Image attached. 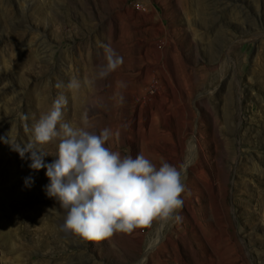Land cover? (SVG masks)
<instances>
[{"label": "rangeland", "instance_id": "rangeland-1", "mask_svg": "<svg viewBox=\"0 0 264 264\" xmlns=\"http://www.w3.org/2000/svg\"><path fill=\"white\" fill-rule=\"evenodd\" d=\"M104 44L123 65L69 91L73 76H96ZM16 58L33 61L23 77ZM258 58L264 63V0H0V264H264ZM60 93L67 122L76 123L78 95L91 130L122 121L106 143L114 151L186 165L179 223L159 229L154 220L100 240L61 229L66 213L44 191L46 169H30V153L21 158L6 142L27 144L39 100L51 104ZM246 131L250 145L239 139ZM43 149L46 163L57 158L56 141Z\"/></svg>", "mask_w": 264, "mask_h": 264}, {"label": "clouds", "instance_id": "clouds-1", "mask_svg": "<svg viewBox=\"0 0 264 264\" xmlns=\"http://www.w3.org/2000/svg\"><path fill=\"white\" fill-rule=\"evenodd\" d=\"M102 47L104 63L98 66L96 76L91 81L73 76L66 86L69 91L74 93L82 84L106 78L123 65L124 58L115 48L110 44ZM67 103L63 93L52 100L33 125L27 144L6 141L21 158L30 153V169H46L49 182L44 191L66 213L61 229L86 240H100L117 232L131 233L154 220L179 223L186 165L161 161L157 166L143 153L133 157L114 151L106 146L113 136L112 129L104 127L99 133L91 130L86 111L80 127L63 120ZM53 141L57 142V158L46 163L45 157L51 154L43 146ZM33 183L31 176L25 178L26 187Z\"/></svg>", "mask_w": 264, "mask_h": 264}, {"label": "bare ground", "instance_id": "bare-ground-1", "mask_svg": "<svg viewBox=\"0 0 264 264\" xmlns=\"http://www.w3.org/2000/svg\"><path fill=\"white\" fill-rule=\"evenodd\" d=\"M3 23H4V26L6 25V18H3L2 19ZM262 59V57H261ZM264 59V58H263ZM15 65L17 67H15L16 70H14V72L17 73L18 76L20 77H23L25 74H27L30 70H28V63L29 62H33L32 60H21L20 58H16L15 59ZM257 62H259L260 66L258 68H256L253 73H254V76L256 77L258 83L261 84V86L259 87L261 90H264V63H261L260 62V58L257 59ZM26 67V69H25ZM76 94V93H75ZM51 106V104L45 102V101H42L41 99L39 100L38 102V111H40V113L42 112H46L48 110V108ZM83 106V101H82V98H81V95H78V96H75V102H74V108H73V118H74V121L76 122L75 124L73 123L72 125L74 127H76L77 125H82L81 123V108ZM233 107L234 105L229 103L228 105V108H227V121L229 122L231 119H234L235 118V111L233 110ZM69 111H64L63 110V113H67ZM67 116H68V113H67ZM65 121V120H64ZM121 120H114L112 122V132H119L120 130H118V126L121 124ZM124 124V123H122ZM224 130H226V132H230L231 131V128H232V123L230 122L229 124H226L224 127ZM120 133V132H119ZM203 135V133L201 134ZM240 141L244 142L245 144H248L250 145L251 141L253 140L252 138L249 137V132H245L244 133V136H241L239 137ZM111 144L115 143V141H110ZM228 142H232L231 139L228 140ZM198 146L200 148L203 149V146H201V142L198 141L197 142ZM248 150H253V149H248ZM115 151H118V150H115ZM237 153V152H235ZM154 155H157L159 156L156 152L154 153ZM146 157V155H145ZM247 156H243L240 154V158H239V162H238V167H240L241 169L244 168V165L241 163V159H246ZM167 159H172L171 157H168ZM263 159H264V156H263ZM200 161H201V164H203L205 161L208 162V156H207V153L203 150L201 152V156H200ZM203 171L204 168H203ZM0 173H1V170H0ZM264 176V175H263ZM258 190V189H257ZM259 192H260V195L259 196H255V198L258 200L259 202V209L260 210H264V188L262 189H259ZM164 221H159L158 224H157V227L160 229L161 228V225L163 224Z\"/></svg>", "mask_w": 264, "mask_h": 264}]
</instances>
